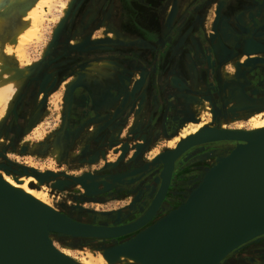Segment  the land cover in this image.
Listing matches in <instances>:
<instances>
[{
	"label": "rangeland",
	"instance_id": "1",
	"mask_svg": "<svg viewBox=\"0 0 264 264\" xmlns=\"http://www.w3.org/2000/svg\"><path fill=\"white\" fill-rule=\"evenodd\" d=\"M104 1L28 0L26 9L33 3L31 8L39 10L38 26L29 39L25 33L31 24L13 41L9 40L13 26L32 11L22 14L18 8L27 2L18 1L12 11L5 10L9 0L0 1V56L15 69L17 78L20 72L27 75L15 96L16 121L11 115L7 119L12 123L0 117V161L15 167L25 165L30 172V168L51 172L40 189L48 192L50 202L61 212L84 222L119 225L140 216L145 188L154 182L153 174L138 188L128 190L118 185L104 192L100 185L95 194H88L72 177L115 174L140 166L159 152L172 149L179 128L203 114L216 115L228 128L241 125L243 129L250 126L251 115L264 118V91L258 89L264 85V16L255 31L236 16L251 5L257 7L258 0L251 4L241 0H175L168 4L146 0L150 2L126 3L131 12L139 6L144 19L123 26L104 14ZM64 2L68 6L62 12ZM4 5L6 8H1ZM231 31L239 37L232 38ZM215 36L228 53L224 58L213 47ZM199 41L213 55L212 72L206 64L205 45L200 49ZM233 88H239L243 101L238 108L225 100ZM183 95L195 99L186 100ZM200 100L206 104L211 101L215 113L197 106ZM125 143L129 150L115 164ZM218 144L192 150L190 163L175 174L173 200L166 205L179 203L196 185L198 172L216 161ZM138 146L143 150L141 156L132 160ZM57 148L60 151L55 154ZM130 204L134 206L130 216L114 222ZM92 215L104 221H93ZM53 239L59 246L69 245L79 259L87 257L90 248L97 255L103 242L118 241L94 238L93 243H84L58 234H53ZM255 239L229 254L222 264H264V233Z\"/></svg>",
	"mask_w": 264,
	"mask_h": 264
},
{
	"label": "water",
	"instance_id": "2",
	"mask_svg": "<svg viewBox=\"0 0 264 264\" xmlns=\"http://www.w3.org/2000/svg\"><path fill=\"white\" fill-rule=\"evenodd\" d=\"M221 142L238 144L227 154L217 157L193 189L179 201L178 207L155 221L163 204L173 200L171 195L175 188V174L190 163L188 158L192 150ZM128 150L129 146L123 144L122 153L115 164L120 162ZM142 151L139 146L135 147L132 160H138ZM263 155L264 135L244 130L207 127L177 143L176 147L124 172L106 175L85 173L72 177L73 181L85 187L88 194H95L98 193L100 185L104 187V192L118 185L126 186L128 190L138 188L145 177L153 174L154 182L145 188L142 213L131 222L119 225L81 221L67 213L44 206L24 194L16 195L0 182V264H67L53 246L48 237L49 233L117 238L133 233L145 224L149 225L138 230L125 243L115 245L110 250L117 254L125 249L139 247L145 253H162L164 257L161 264H215L242 238L250 223L249 209L245 205L247 200L240 193L241 188L239 190L233 185V175ZM21 168L24 172L31 173L27 167ZM30 169L33 172L31 174L40 182L51 173ZM133 208L130 204L123 210L131 212ZM35 213L41 214L40 221ZM253 229L249 240L264 233V220ZM221 262L218 264H222Z\"/></svg>",
	"mask_w": 264,
	"mask_h": 264
},
{
	"label": "bare ground",
	"instance_id": "3",
	"mask_svg": "<svg viewBox=\"0 0 264 264\" xmlns=\"http://www.w3.org/2000/svg\"><path fill=\"white\" fill-rule=\"evenodd\" d=\"M1 1V0H0ZM27 2L25 4V6L22 7V4L18 7L20 9V11L22 10V14L26 13L27 11H32L28 17L24 18L23 21L21 22V24H17L14 25L12 28L11 33H9L10 38L9 40L13 41V40H17L19 34H21L25 27L28 26L29 24H31L30 29L25 33V39H29L30 37V33L31 31L34 29V27L36 28L38 26L37 23H35V21L37 20V18L39 17V10H37V8L34 7V9L31 8V5L33 3H31L28 6V9H26L27 5H28V0H9L10 5H8V7L6 8L7 5L2 6L1 8H6L5 10H11L12 7L15 6V4L18 2ZM53 1H58V0H53ZM102 3H106V1L102 2ZM14 5V6H12ZM68 3L64 2L62 5V12H65L67 9ZM12 11H14L12 9ZM18 11V10H17ZM2 18H0L1 20ZM129 23V22H128ZM0 26H1V21H0ZM61 26V25H60ZM210 34V33H209ZM213 47L215 48L216 52L218 53L219 57H222L224 55V48L222 43L218 40V41H214L213 42ZM97 53V52H96ZM89 54V53H88ZM101 58V57H100ZM107 58V57H106ZM105 58V59H106ZM103 59V58H102ZM195 59V58H194ZM222 59V58H221ZM100 61V60H99ZM101 63V62H100ZM184 63V62H183ZM182 63V64H183ZM137 65V64H136ZM182 69V68H181ZM15 69L10 68L7 63L5 62L4 58H1L0 56V117L3 116L4 118L7 119L8 115H11V117H13L14 121H16V115L18 114L17 109V103H18V99L16 102V98L15 96L20 93V87L21 85H23V82L26 78V73H21L18 75L19 78H17L14 75V71ZM196 70V69H195ZM81 71V70H80ZM128 71V70H127ZM182 71V70H181ZM185 71V70H184ZM222 71V69H221ZM233 71V70H232ZM26 72V71H25ZM183 72V71H182ZM235 72V71H234ZM225 73V71L223 72ZM28 74V73H27ZM134 74V73H133ZM132 74V75H133ZM209 74V73H208ZM137 75V74H136ZM183 75V74H182ZM228 77V75H225L224 77ZM180 77V76H179ZM230 78V77H228ZM232 78V77H231ZM130 79V78H129ZM134 80V79H133ZM171 80V79H170ZM122 81V79H121ZM28 82V81H27ZM185 83V82H184ZM27 84V83H26ZM19 85V87L17 88V86ZM184 85V84H183ZM175 87V86H174ZM193 91V90H192ZM195 91V90H194ZM199 95V94H198ZM219 95V94H218ZM182 97H184L186 100H194L195 98H191V97H186L185 95H183ZM18 98V97H17ZM241 98V94H240V90L239 88H233L229 90V96L227 98H225V100H227L228 102H233V108H238L239 104H243V101L240 100ZM207 100V99H206ZM205 100V101H206ZM210 100V98H209ZM221 100V99H220ZM205 101L200 100L198 102V105L200 104L199 107L202 108H207L205 111H209L210 114H214L215 113V108L213 107V103L211 101H209L210 103L206 104L204 103ZM235 101V102H234ZM178 102V101H177ZM192 103V102H191ZM106 104V103H105ZM206 104V105H205ZM141 105V104H140ZM227 105V104H226ZM252 105V104H251ZM101 106V105H100ZM191 106V105H190ZM235 106V107H234ZM244 106V105H242ZM240 107V106H239ZM229 108V107H228ZM221 109V108H220ZM223 109V108H222ZM128 110V107H127ZM143 110V109H142ZM156 110V109H155ZM19 111V110H18ZM148 111V110H147ZM203 111V110H202ZM201 111V112H202ZM204 111V112H205ZM226 111V110H225ZM231 111V110H230ZM233 111V110H232ZM195 112V111H194ZM158 113V112H157ZM207 113V112H206ZM205 113V114H206ZM261 113V112H260ZM259 113V114H260ZM199 114V113H198ZM203 114V113H202ZM234 114V113H233ZM15 115V116H14ZM220 116V115H219ZM170 117V116H169ZM198 117V116H197ZM233 117V116H232ZM251 118V120L249 119L250 122V126H248L247 129H243L241 128V125H238L237 127L234 128H228L226 127L225 121L222 119H217L216 115L211 118V116H204L200 115L198 120H190L189 122H185L186 124H183L182 127L179 128L178 132H174V147H176L177 143H181L185 140H187L189 137H192L194 135H196L197 133H199L201 130L205 129V128H214V127H219L222 129H235V130H244V131H249V132H253L255 134L258 135H264V118H260V117H256V116H252L248 117ZM149 119V118H148ZM228 119V118H227ZM172 120V119H171ZM212 120H216L217 123L215 124L214 122L216 121H212ZM1 121V120H0ZM7 121L9 123H12L11 119H7ZM13 121V122H14ZM160 121V120H158ZM229 121V120H228ZM2 122V121H1ZM0 122V123H1ZM165 122V121H164ZM174 122V120H173ZM180 122V121H179ZM183 122V123H184ZM235 123V122H234ZM237 123V122H236ZM229 124V123H228ZM232 124V123H231ZM230 125V124H229ZM168 126V125H167ZM231 126V125H230ZM233 126V125H232ZM135 127V126H134ZM176 130V129H175ZM161 131V130H160ZM172 131V130H171ZM152 132V131H151ZM158 134V133H157ZM173 135V133H172ZM211 144V143H210ZM215 144V143H214ZM237 143H229V142H221L219 143L217 146L219 148L216 149V152L218 154L217 157L223 155V154H227L232 148H234ZM60 145V144H59ZM209 145V144H208ZM207 145V146H208ZM213 145V144H212ZM216 145V144H215ZM173 146V145H172ZM214 146V145H213ZM206 148V146H205ZM60 149V147H59ZM113 149V148H112ZM214 149V148H213ZM157 150V149H156ZM57 152H54L55 154H57L60 150H58V148L56 149ZM199 151V150H198ZM202 151V150H201ZM156 153V152H155ZM160 153V152H159ZM195 153V152H194ZM208 153V152H207ZM107 154V153H106ZM152 154V153H151ZM157 154V153H156ZM2 154H0L1 156ZM201 155H205V153H201ZM200 157H203L201 156ZM197 156V155H196ZM153 157V156H152ZM198 157V156H197ZM199 157V158H200ZM216 157V159H217ZM202 159V158H201ZM206 159V158H205ZM4 160V159H3ZM209 160H211L209 158ZM5 161V160H4ZM4 161H0V182L6 186L8 189L12 190L16 195L24 194L27 197L33 198L34 200H36L38 203L47 206L49 208L55 209L56 211H60L56 206H54L50 200H49V194L47 191L41 190L40 187L42 184V182H40V180L35 177L34 175H32L31 173H26L24 172V169H22L21 167H15L14 164L9 163V162H4ZM9 161V160H8ZM214 161V160H213ZM196 162V161H195ZM212 163V162H210ZM19 164V163H18ZM194 164V163H193ZM199 164V163H198ZM205 164V163H204ZM209 164V163H208ZM21 165V164H20ZM25 166V165H24ZM30 166V165H28ZM120 166V165H119ZM211 166V164H210ZM208 166V168L210 167ZM31 167V166H30ZM34 167V166H33ZM190 167V166H189ZM187 169V168H186ZM195 169V168H194ZM200 169V168H199ZM207 169V168H206ZM206 169H203V171L198 172L200 173V177L203 176V173ZM126 170V169H125ZM183 170V169H181ZM194 171V170H193ZM90 172V171H89ZM102 172V171H101ZM190 172V170H189ZM180 173V172H179ZM198 176V174H197ZM196 178V177H195ZM189 179V178H188ZM234 181H232L233 185L238 188L240 190V193H243L245 198L244 200L246 201V206L249 209V218H250V223H249V227L247 228V231L245 232V234L242 236L241 239H239V241L233 246V248L227 253V255H225V257L221 258L220 260H218L215 264H218L219 262H223L225 261L224 259H226V257L231 253L236 252L238 249H240L241 246H243L244 244H246L247 240H249V238L252 237L253 235V227L257 224H259L260 221L264 220V155L251 161L250 163H248L247 165H245L241 170H239L237 173H235L233 175L232 178ZM176 180V179H175ZM145 182V181H144ZM238 185H236L235 183ZM182 184V183H181ZM34 185V186H33ZM44 186V185H43ZM181 187V186H180ZM187 187V186H186ZM44 188V187H43ZM47 189V188H46ZM111 189V188H110ZM183 189V188H182ZM193 189V187L191 188ZM190 189V190H191ZM138 190V189H137ZM189 190V191H190ZM85 191V190H84ZM101 191V190H100ZM143 191V190H142ZM188 191V192H189ZM110 193V192H109ZM182 193V192H181ZM185 193V192H184ZM187 193V192H186ZM85 194V193H84ZM139 194V193H138ZM137 194V195H138ZM98 195V194H97ZM101 195V194H100ZM141 195V194H140ZM173 195V194H172ZM94 196V195H93ZM99 196V195H98ZM118 196V195H117ZM73 197V196H72ZM82 197V196H81ZM104 197V196H102ZM141 197V196H140ZM183 197V196H182ZM107 201V200H106ZM131 202V201H130ZM140 202V201H139ZM31 203V202H30ZM132 203V202H131ZM141 203V202H140ZM129 204V203H128ZM179 203H175V204H163V206L161 208H163L162 213L161 210L159 211V213L156 215L155 217V221L158 220V218H161L163 215L169 213L170 211H172L173 209H175L176 207H178ZM138 206V205H137ZM32 207V205H31ZM142 207V206H141ZM160 208V209H161ZM33 209V208H32ZM62 210V209H61ZM70 211V210H69ZM98 211V210H97ZM70 213V212H69ZM78 213V212H75ZM138 213V212H137ZM93 214V212H92ZM96 214V213H95ZM101 214V213H100ZM131 212H123L121 213V219H125L128 218L130 216ZM36 218L37 220H41V214H36ZM69 215V214H68ZM77 215V214H76ZM80 216V214H78ZM71 217H74L72 215H70ZM85 216V215H84ZM83 216V217H84ZM93 216V215H92ZM76 217V216H75ZM74 217V218H75ZM82 217V216H81ZM34 219V218H33ZM93 221L96 222H100V221H104L103 218L99 215H95L92 217ZM117 220V219H116ZM83 221V220H82ZM127 221V220H126ZM88 222V221H87ZM121 222V221H120ZM123 223V222H122ZM149 224H145L144 227L148 226ZM141 226V228L139 227L136 231H134L133 233L130 234H125L123 236H119L117 238H115V240H118L116 243H110L109 245H107V243H102V245H100L97 248V255H93L91 248L89 250H87L88 256L87 257H83L82 259L77 258L74 253L73 250L71 249V247L67 242V246L66 247H62L59 246V244H57V242L54 241L53 239V234H57V233H47L49 239L51 240L53 246L57 249V251L59 252V254L62 256V258H64V260L67 262V264H161V262L163 261V257L164 255L162 253H156V252H144L141 248L139 247H135L132 249H125L122 250L121 252H118L117 254L113 253L112 250H110V248H112L115 245L118 244H123L125 243V241H127V239H129L130 235H135L137 234L139 231L138 230H142V228H144ZM64 236V235H62ZM70 239H72L73 241H83L84 243L86 242H94L95 239L94 237H82V236H66ZM129 237V238H128ZM132 237V236H131ZM254 239L256 237H253ZM252 238V239H253ZM98 239V238H96ZM100 239V238H99ZM251 239V240H252ZM66 240V239H65ZM109 240V239H108ZM256 240V239H255ZM67 241V240H66ZM99 241V240H98ZM97 242V241H96ZM106 242V241H105ZM70 244V243H69ZM242 244V245H241ZM248 244V243H247ZM64 245V244H63ZM72 245V244H70ZM79 245V244H78ZM88 245V244H87ZM99 245V244H98ZM241 245V246H240ZM249 246V245H248ZM96 248V247H95ZM251 248V247H250ZM78 250V249H77ZM77 252V251H76ZM79 253V252H78ZM82 253V252H81ZM237 255V254H236ZM221 262V263H222ZM261 263V262H260ZM232 264V263H231Z\"/></svg>",
	"mask_w": 264,
	"mask_h": 264
},
{
	"label": "flooded vegetation",
	"instance_id": "4",
	"mask_svg": "<svg viewBox=\"0 0 264 264\" xmlns=\"http://www.w3.org/2000/svg\"><path fill=\"white\" fill-rule=\"evenodd\" d=\"M105 10H104V14H107V17H111L112 21H120V23L123 26H127V24H129L130 26L133 25L134 22L139 21V23H141V20L144 19V13L141 12V8L138 6L136 7V9H134L131 12L130 7L127 6L126 3L129 2H133L132 4H140L142 5V3H147L150 1H146V0H105ZM157 1V0H155ZM165 3H173L175 2V0H163ZM254 0H241V3H246L247 4H251V2ZM154 2V0H152V3ZM258 5L257 7L253 8L252 5L249 8L240 10V12H238L236 18L241 22V24L245 23V27L249 28V29H254L259 30L260 29V25H261V20L263 18V6H264V0H258ZM122 6L121 10L119 11V7ZM252 7V8H251ZM145 12V9H144ZM112 23L113 25L115 23ZM129 22V23H128ZM119 24V23H118ZM235 32V31H234ZM231 31L232 33V38H236L239 37V35L235 32ZM141 33V31H140ZM241 38V37H240ZM214 41H218V37H213ZM213 41V42H214ZM199 44H197L198 47H200V49H202V44L205 45V43H202L201 41L198 42ZM209 47H207L205 45V50H206V64L209 67V72H212V69L214 67V60H213V55L210 52V50L208 49ZM228 55V53H224V55L222 56L223 58L226 57ZM258 89H260L259 91H264V85L260 86ZM263 93V92H261ZM252 241H250L248 244L252 243ZM108 244V243H107ZM247 243L243 246L248 245ZM242 246V247H243Z\"/></svg>",
	"mask_w": 264,
	"mask_h": 264
},
{
	"label": "crops",
	"instance_id": "5",
	"mask_svg": "<svg viewBox=\"0 0 264 264\" xmlns=\"http://www.w3.org/2000/svg\"><path fill=\"white\" fill-rule=\"evenodd\" d=\"M158 151H159V150H156L155 152L157 153ZM155 152H154V153H155Z\"/></svg>",
	"mask_w": 264,
	"mask_h": 264
}]
</instances>
